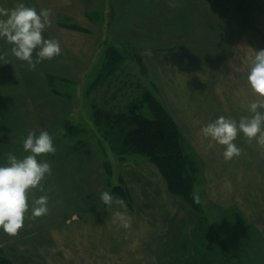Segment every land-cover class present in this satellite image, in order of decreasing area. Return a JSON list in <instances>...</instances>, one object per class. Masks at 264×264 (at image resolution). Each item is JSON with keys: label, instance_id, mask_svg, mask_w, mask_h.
Masks as SVG:
<instances>
[{"label": "rangeland", "instance_id": "1", "mask_svg": "<svg viewBox=\"0 0 264 264\" xmlns=\"http://www.w3.org/2000/svg\"><path fill=\"white\" fill-rule=\"evenodd\" d=\"M19 3L51 10L42 35L59 41L61 54L30 70L0 38V166H8L9 153L29 154V131H47L56 151L37 157L51 174L44 191L29 193L18 235L0 229V257L14 264H174L185 257H164L168 241L177 235L182 245L185 221L193 230L201 217L240 263L264 264V145L238 133L240 155L226 161L225 146L201 131L221 116L238 123L251 115L247 75L264 50V0H0V7ZM147 93L167 107L198 157L201 213L168 192L145 157L121 158L126 133L105 115L137 105L153 117ZM120 184L132 205H105L101 194L120 198L113 189ZM41 196L48 214L33 219L32 201ZM118 211L129 228L114 222Z\"/></svg>", "mask_w": 264, "mask_h": 264}, {"label": "clouds", "instance_id": "2", "mask_svg": "<svg viewBox=\"0 0 264 264\" xmlns=\"http://www.w3.org/2000/svg\"><path fill=\"white\" fill-rule=\"evenodd\" d=\"M51 15L50 9H41L38 13L34 7H27L23 3L12 9L0 7V38L12 45L11 54L20 61H26L30 70H34L40 62L61 54L59 41L45 39L42 35L51 26ZM247 84L255 98L248 108L251 115L241 117L238 123L221 116L201 130L206 138L225 146L223 157L226 161L240 155V149L233 143L238 133H242L249 142L257 139L260 145H264V50L256 51L251 58ZM209 147H212L211 143ZM23 149L29 154L18 159L9 153L8 166H0V229L9 236L18 235L24 226L29 211V193L34 189L44 191L41 182L51 174L49 163L40 162L37 157L55 154L56 151L47 131H41L38 136L34 131H29L23 141ZM100 199L109 207L115 203L126 209L125 201L114 199L108 191L103 192ZM193 199L199 203L198 196L194 195ZM47 205V196L34 199L31 217L35 219L47 215ZM114 218V222L120 221L121 227H130L124 213L115 212Z\"/></svg>", "mask_w": 264, "mask_h": 264}, {"label": "trees", "instance_id": "3", "mask_svg": "<svg viewBox=\"0 0 264 264\" xmlns=\"http://www.w3.org/2000/svg\"><path fill=\"white\" fill-rule=\"evenodd\" d=\"M111 52L109 65L111 72L116 64L112 60ZM112 66V67H111ZM153 117L138 112L137 105L113 115L108 113L106 123L121 126L126 133L121 147V158L127 154H136L145 157L150 163L156 165L167 183L168 191L182 197L196 211L200 210V203L193 199L194 187L199 180L201 166L198 157L186 142L183 130L166 106L157 101L154 96L147 93ZM134 125L132 130L127 126ZM114 195L119 196L127 205H132L133 197L129 188L123 184L116 185ZM194 254L187 258L176 259L174 264H244L240 263L232 254L228 244L222 242L219 236L204 226L201 217L197 227L193 230ZM0 264H14L8 258L0 257Z\"/></svg>", "mask_w": 264, "mask_h": 264}, {"label": "crops", "instance_id": "4", "mask_svg": "<svg viewBox=\"0 0 264 264\" xmlns=\"http://www.w3.org/2000/svg\"><path fill=\"white\" fill-rule=\"evenodd\" d=\"M169 192V191H168ZM190 206V205H189ZM191 207V206H190ZM172 224V223H171ZM170 224V226H171ZM193 225H190V222L185 221V235L181 233V236L178 239H183L182 245H179L177 242V235L172 237L171 242L168 241L169 245L166 246L165 250L162 252L164 253V257L171 258V257H188L194 251V246L191 241V230Z\"/></svg>", "mask_w": 264, "mask_h": 264}]
</instances>
